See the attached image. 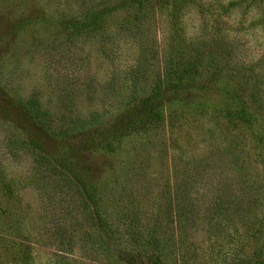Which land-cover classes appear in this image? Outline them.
<instances>
[{"label":"rangeland","instance_id":"obj_1","mask_svg":"<svg viewBox=\"0 0 264 264\" xmlns=\"http://www.w3.org/2000/svg\"><path fill=\"white\" fill-rule=\"evenodd\" d=\"M258 68L264 0H0V264H264Z\"/></svg>","mask_w":264,"mask_h":264},{"label":"trees","instance_id":"obj_2","mask_svg":"<svg viewBox=\"0 0 264 264\" xmlns=\"http://www.w3.org/2000/svg\"><path fill=\"white\" fill-rule=\"evenodd\" d=\"M231 44V43H230ZM228 41H225V42H222L219 43L218 47L220 50H222L224 53H228V52H232V45H230ZM249 59H247L248 61ZM194 75V73H193ZM257 79H260V80H263L264 81V68H261V69H257ZM173 81V80H172ZM162 87V84L161 85H158L156 88H155V93L152 94V98H158L160 97L163 93L162 91H158L160 88ZM250 100L258 105L260 108L264 109L263 107V103H264V83H256V85L253 87V91L252 93L250 94ZM144 114H145V117L148 119V122H152L154 123V119H157L155 120L156 122H159L161 120V116L160 114H162L160 112V114H155L153 112V108H146L144 110ZM263 189H264V183L262 184L261 186ZM224 192L222 194V197L220 199V202H222L223 206L224 204H226V198L224 199ZM193 202H194V199H193ZM257 202V199L254 200V203L257 204V205H261L259 203H256ZM258 202H260V200H258ZM193 210L196 211L197 213L200 212V210H196V206H193ZM247 259V258H246ZM243 264H247V261L243 262Z\"/></svg>","mask_w":264,"mask_h":264}]
</instances>
